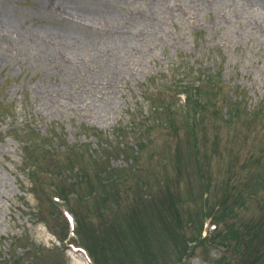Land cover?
<instances>
[{
    "label": "rangeland",
    "instance_id": "374dc122",
    "mask_svg": "<svg viewBox=\"0 0 264 264\" xmlns=\"http://www.w3.org/2000/svg\"><path fill=\"white\" fill-rule=\"evenodd\" d=\"M147 1L107 21L67 0H0V264H264V32ZM136 17L154 25L141 21L107 97L92 79L106 62L53 59L54 37ZM186 82L214 93L202 121ZM59 88L95 104L51 105Z\"/></svg>",
    "mask_w": 264,
    "mask_h": 264
},
{
    "label": "bare ground",
    "instance_id": "6f19581e",
    "mask_svg": "<svg viewBox=\"0 0 264 264\" xmlns=\"http://www.w3.org/2000/svg\"><path fill=\"white\" fill-rule=\"evenodd\" d=\"M40 3L48 2V0H39ZM72 4H76L80 7L82 12L92 13L93 16L103 15L110 20L115 17L112 13V8L119 11L122 9H133L139 10L138 0H67ZM180 4V8L186 11L185 14L198 16L201 12L208 11H221L222 14L227 16L228 22L249 26V28L262 29L264 32V0H148L144 5V10H154L157 8L161 15L166 18H170L174 15H179V9L176 5ZM114 6V7H113ZM77 11V10H76ZM181 11V9H180ZM62 12V11H61ZM62 13L63 16L69 19H76L75 21L82 19L95 23V17L74 15V13ZM91 12V13H90ZM162 16V17H163ZM131 19V18H130ZM128 19L127 21H118L108 24H101L99 27L102 28V34H97L94 37H85L78 35L75 38H62L54 37L53 43L57 49L54 57L59 61V55L61 52L67 51L73 56L72 64L79 63L75 60V56L85 57V60H95L100 62H106L104 68L100 70V73H94L92 79L97 89L101 92L104 90V97L110 94V89L119 82L117 72L112 74V66L116 64L119 66L118 71L124 72L125 77L129 73V67H132L134 59L137 57L136 54L132 53L128 47H139L142 44L143 36L140 35L141 21L144 22V26L151 27L154 23L149 17H136V24L134 20ZM180 21L184 22V18H179ZM108 21V20H107ZM105 20H102L104 23ZM111 22V21H110ZM98 22L96 24H100ZM133 23V24H132ZM186 23V20H185ZM71 37V36H70ZM82 45V46H81ZM73 48V50L63 49ZM65 50V51H64ZM76 50V51H75ZM54 51V49H53ZM66 55V54H64ZM79 55V56H78ZM80 74H85L84 71H80ZM112 74V75H111ZM87 77V75H86ZM100 87V88H99ZM102 89V90H101ZM45 97L49 98L51 105H62L87 108L94 105L95 102L92 99L84 98L80 93L74 92L68 88H59L56 90H49L46 92ZM99 104V103H98ZM104 106V105H103ZM101 106L102 110L104 109ZM101 112L100 107L96 108V111Z\"/></svg>",
    "mask_w": 264,
    "mask_h": 264
},
{
    "label": "trees",
    "instance_id": "16d2710c",
    "mask_svg": "<svg viewBox=\"0 0 264 264\" xmlns=\"http://www.w3.org/2000/svg\"><path fill=\"white\" fill-rule=\"evenodd\" d=\"M203 86L201 84H195V83H190L186 82L183 84V92L182 96L184 95V100L186 101L187 105L189 104L192 108V110L195 112V118L193 117L190 119L191 121H202L206 115L207 109L206 106L210 101H204L200 98V96H212L214 93L212 91H208V89H202ZM181 93H179L180 95ZM166 102H161L160 104H165ZM213 103V101H211ZM156 107H153L155 110ZM152 111V113L154 112ZM3 111H0V115ZM116 182V181H115ZM179 262L180 259L178 260Z\"/></svg>",
    "mask_w": 264,
    "mask_h": 264
}]
</instances>
